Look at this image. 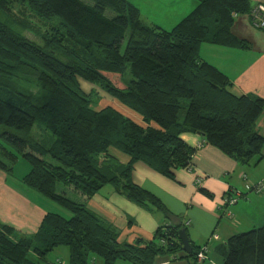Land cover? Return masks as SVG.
Returning <instances> with one entry per match:
<instances>
[{
	"label": "trees",
	"instance_id": "trees-1",
	"mask_svg": "<svg viewBox=\"0 0 264 264\" xmlns=\"http://www.w3.org/2000/svg\"><path fill=\"white\" fill-rule=\"evenodd\" d=\"M197 1L166 29L146 23L130 0H0V169L12 175L15 163L27 160L21 183L71 213L47 212L36 233L18 237L0 223V264H41L61 246L70 250L68 264H91L94 256L103 264H155L161 256L199 264L202 246L191 241L192 252L183 250L179 231L187 228L134 182V165L143 161L175 179L174 170L188 167L196 153L184 132L201 134L241 164L259 160L264 136L256 123L264 98L235 93L229 77L200 55L205 42L249 47L232 27L237 14L250 12V0ZM80 79L140 121L115 106L95 108ZM35 127L49 135L37 139ZM108 184L171 223L159 225L152 238L121 241L113 223L69 196L73 188L90 199ZM215 248L222 264H264V223Z\"/></svg>",
	"mask_w": 264,
	"mask_h": 264
},
{
	"label": "crops",
	"instance_id": "crops-1",
	"mask_svg": "<svg viewBox=\"0 0 264 264\" xmlns=\"http://www.w3.org/2000/svg\"><path fill=\"white\" fill-rule=\"evenodd\" d=\"M157 1L159 2L152 3L149 0L145 14L142 7L134 2L148 24L155 23L156 20L150 17L151 12L157 11L159 3L170 20L168 23L174 25L189 14L198 2ZM261 3L264 4V0H250L251 7ZM232 31L239 38L247 40L249 47L233 48L205 42L200 46V55L229 77L235 93L264 98V29L255 27L250 15L242 13L235 16ZM85 87L86 93L92 90L88 83ZM133 115L139 117L134 113ZM256 125L264 136V112ZM181 137L196 148L189 167L175 169V179H171L145 162L137 161L133 180L154 193L169 211L179 216L191 241L201 246L208 243L207 261L210 253L216 252L215 247L225 243L231 235L264 223V191L258 193L250 187L264 178V150L263 157L259 160L241 164L217 147L207 144L199 133L184 132ZM115 153L122 161L127 160L119 152ZM253 164L255 168L251 167ZM10 176L0 169V223L12 226L16 237L36 233L47 212L63 211L55 203L43 199L37 191L24 186L19 177ZM70 190L78 200L85 201L93 211L113 223L120 230L121 241L133 242L139 237L152 238L159 225L171 223L161 211H147L117 193L110 184L105 185L90 199H85L84 195L73 188ZM230 196L237 197V202L223 205ZM229 211L232 216H229ZM212 234H218L219 238H211ZM60 252L63 255L66 252L70 259V250L62 249ZM170 258L158 257L155 264H193L187 258ZM61 259L63 257L59 256L56 261L61 263ZM119 262L117 264H128L125 261ZM91 264H97L96 258L93 257Z\"/></svg>",
	"mask_w": 264,
	"mask_h": 264
},
{
	"label": "rangeland",
	"instance_id": "rangeland-1",
	"mask_svg": "<svg viewBox=\"0 0 264 264\" xmlns=\"http://www.w3.org/2000/svg\"><path fill=\"white\" fill-rule=\"evenodd\" d=\"M133 4L137 3L139 4L141 7H142V11H143V14L146 13V8H147V3L149 2V0H130ZM152 3H156V2H159L157 0H151ZM135 2V3H134ZM136 5V4H135ZM137 6V5H136ZM17 16V18L19 19H22V17H25V14L21 13V12H18L15 14ZM165 12L164 10L162 9V5L159 3L158 5V9L157 11L155 12H151V17L153 20H156L155 23H152V24H156V25H159L163 28H166V29H171L174 27V25H171L173 23H168L170 22V20L165 16ZM188 15V14H187ZM3 18V16H2ZM34 24L37 26V27H41V23L36 19V18H33L32 19ZM181 21V20H180ZM179 21V22H180ZM164 25V26H162ZM33 29H36L35 27H33ZM34 32H36L35 30H33ZM26 35L33 39V40H37V41H40V38L38 36H36L33 32L31 31H26L25 32ZM126 42V41H125ZM130 77V74L129 72H127L125 78L126 79H129ZM82 85V89L84 90V88L86 89L85 87V84L88 83V85L90 87H92V90L90 92H92V95H93V103H94V107L97 108V109H101V108H104L106 106H115L117 107L118 109H121V110H124V111H127L129 113H131L133 115V112H130L124 105H122L120 102H118L115 98H113V96H111L110 94H108L105 90H103L102 88H100L99 86L95 85L94 83H91L89 81H86L84 79H80ZM87 90V89H86ZM89 92V93H90ZM184 113L182 112L181 115H183ZM134 116V115H133ZM132 116V117H133ZM134 119H137L140 121V118H136L135 116L133 117ZM33 135L37 138V139H41L43 137H45V135H49L45 132H41L39 130H37V127L34 128L33 130ZM50 137V136H49ZM51 138V137H50ZM124 160V158H123ZM251 166V165H250ZM30 164L27 160L23 159V158H20L14 165V170H13V176L15 177H19L21 178L23 175H25L29 170H30ZM253 168L254 167V164L251 166ZM12 175L10 177H12ZM60 187H63V186H60ZM70 197H73L74 195L72 194H69ZM43 199H47L48 201H50L51 203H55V205L63 210L62 212H59L61 213L63 216L65 217H70L71 213L68 212L67 210H65L60 204H58L57 202L53 201V200H50L49 198L43 196ZM74 198H76L74 196ZM58 212V211H56ZM216 234H212L211 238L212 237H215ZM216 238V237H215ZM213 245V241L210 242V247H212ZM62 249H66L69 251V248L66 247V246H61V247H58L56 248L54 251H52L51 253H49V255L47 256V258L45 260H41V264H53V263H56V259L59 257V256H62L63 259H61V264H68V254L66 252H64V255L63 253H61L60 251ZM214 254H211L210 259H208L207 261L203 262L202 264H222V261H223V258L222 256H220V254H218L217 252L213 251ZM31 257L33 259H37V255L34 253V252H31L30 253ZM166 257H171L170 259L172 260H175L176 259V256H166ZM94 258H96V261H97V264H102V258L98 257V256H94ZM120 262H124V261H120ZM119 262V263H120Z\"/></svg>",
	"mask_w": 264,
	"mask_h": 264
},
{
	"label": "built area",
	"instance_id": "built-area-1",
	"mask_svg": "<svg viewBox=\"0 0 264 264\" xmlns=\"http://www.w3.org/2000/svg\"><path fill=\"white\" fill-rule=\"evenodd\" d=\"M248 14L250 15L252 24L255 27L264 29V4L263 3L253 6ZM250 187L252 189H255L257 192H263L264 191V178L257 181L255 184L251 185ZM237 200H238L237 197L230 196L224 201L223 205L235 204ZM228 214L229 216H232L231 211H229ZM215 237L219 238V235L216 234ZM207 251H208L207 245L206 244L202 245L201 249L199 250L197 254V259H198L199 264H202L208 258Z\"/></svg>",
	"mask_w": 264,
	"mask_h": 264
},
{
	"label": "water",
	"instance_id": "water-1",
	"mask_svg": "<svg viewBox=\"0 0 264 264\" xmlns=\"http://www.w3.org/2000/svg\"><path fill=\"white\" fill-rule=\"evenodd\" d=\"M179 233H180V238L183 242V250L186 253H191L193 248L187 231L185 229H181Z\"/></svg>",
	"mask_w": 264,
	"mask_h": 264
}]
</instances>
